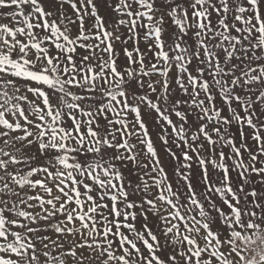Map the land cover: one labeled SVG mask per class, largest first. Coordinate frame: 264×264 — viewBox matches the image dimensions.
Wrapping results in <instances>:
<instances>
[{"label": "snow or ice", "instance_id": "obj_1", "mask_svg": "<svg viewBox=\"0 0 264 264\" xmlns=\"http://www.w3.org/2000/svg\"><path fill=\"white\" fill-rule=\"evenodd\" d=\"M0 264H264V0H0Z\"/></svg>", "mask_w": 264, "mask_h": 264}]
</instances>
